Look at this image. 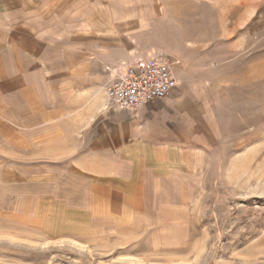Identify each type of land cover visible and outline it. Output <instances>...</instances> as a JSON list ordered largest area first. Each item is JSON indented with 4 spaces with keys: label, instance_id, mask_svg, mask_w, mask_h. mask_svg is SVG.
Returning a JSON list of instances; mask_svg holds the SVG:
<instances>
[{
    "label": "rangeland",
    "instance_id": "obj_1",
    "mask_svg": "<svg viewBox=\"0 0 264 264\" xmlns=\"http://www.w3.org/2000/svg\"><path fill=\"white\" fill-rule=\"evenodd\" d=\"M85 2L148 61L177 60L180 91L153 110L187 138L148 213H101L84 176L0 118V264H264V0Z\"/></svg>",
    "mask_w": 264,
    "mask_h": 264
},
{
    "label": "crops",
    "instance_id": "obj_2",
    "mask_svg": "<svg viewBox=\"0 0 264 264\" xmlns=\"http://www.w3.org/2000/svg\"><path fill=\"white\" fill-rule=\"evenodd\" d=\"M88 8L85 0H0L3 132L22 151L44 150L39 160L84 176L99 212L148 213L142 198L155 193L187 138L178 129L174 141L172 121L153 108L180 91L182 78L177 70L178 84L137 111L110 106L105 62L128 65L152 52L129 48L124 21L92 18Z\"/></svg>",
    "mask_w": 264,
    "mask_h": 264
},
{
    "label": "built area",
    "instance_id": "obj_3",
    "mask_svg": "<svg viewBox=\"0 0 264 264\" xmlns=\"http://www.w3.org/2000/svg\"><path fill=\"white\" fill-rule=\"evenodd\" d=\"M177 60L158 54L151 60L106 66V94L111 106L137 111L149 101L167 95L178 84L174 72Z\"/></svg>",
    "mask_w": 264,
    "mask_h": 264
}]
</instances>
